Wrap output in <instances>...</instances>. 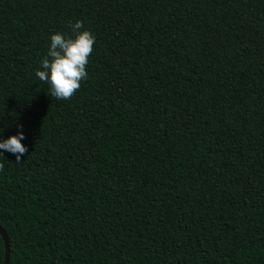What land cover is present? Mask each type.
Returning a JSON list of instances; mask_svg holds the SVG:
<instances>
[{
    "label": "trees",
    "instance_id": "obj_1",
    "mask_svg": "<svg viewBox=\"0 0 264 264\" xmlns=\"http://www.w3.org/2000/svg\"><path fill=\"white\" fill-rule=\"evenodd\" d=\"M77 19L88 76L57 100L35 72ZM19 131L9 264H264V0H0V138Z\"/></svg>",
    "mask_w": 264,
    "mask_h": 264
},
{
    "label": "clouds",
    "instance_id": "obj_2",
    "mask_svg": "<svg viewBox=\"0 0 264 264\" xmlns=\"http://www.w3.org/2000/svg\"><path fill=\"white\" fill-rule=\"evenodd\" d=\"M68 23L71 34L60 31L51 34L47 55L35 72L40 81L49 85L48 95L57 100L71 99L80 89L81 81L88 76L86 66L95 44V36L84 29L81 20H70ZM24 138L23 131L6 139L0 138V149L14 154L19 162L27 152V147L21 143ZM3 167L0 164V170Z\"/></svg>",
    "mask_w": 264,
    "mask_h": 264
},
{
    "label": "water",
    "instance_id": "obj_3",
    "mask_svg": "<svg viewBox=\"0 0 264 264\" xmlns=\"http://www.w3.org/2000/svg\"><path fill=\"white\" fill-rule=\"evenodd\" d=\"M0 235L3 240V246H4V260L3 264H9V255H10V247H9V240L7 233L5 230L0 226Z\"/></svg>",
    "mask_w": 264,
    "mask_h": 264
}]
</instances>
